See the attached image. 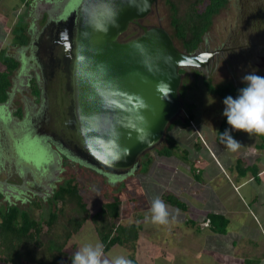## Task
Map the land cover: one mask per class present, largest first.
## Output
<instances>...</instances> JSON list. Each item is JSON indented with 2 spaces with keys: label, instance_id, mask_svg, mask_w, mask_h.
Segmentation results:
<instances>
[{
  "label": "rangeland",
  "instance_id": "obj_1",
  "mask_svg": "<svg viewBox=\"0 0 264 264\" xmlns=\"http://www.w3.org/2000/svg\"><path fill=\"white\" fill-rule=\"evenodd\" d=\"M72 1L74 0H1L0 2V70L6 69L4 61L10 58H14L19 64L18 68L10 74L12 83L9 88L8 100L5 104L0 103V210L15 201L21 209L32 213L36 218H48L50 211L54 209V204L49 203L53 191L73 171L79 169L70 163L71 157L67 156L64 150L37 132L38 122H35V117L25 108V104L32 106L31 102L38 101L31 83V79H36L37 84L40 85L37 80L39 74L36 76L39 64L34 54L35 32L42 33V29L52 20L64 18L71 10ZM159 9L162 13V25L173 33L172 13L169 5L161 0ZM224 13H227V10L223 11V15ZM223 15L213 19L215 21L211 25L210 33L217 29V23L221 25ZM22 37L28 38L27 48L21 46ZM175 41L180 46V40L175 38ZM29 42L32 45H29ZM250 72L264 76V65L262 63L254 65L251 63L247 66L237 64V67L231 70L227 67L221 68L218 75L210 77H204L201 72L195 71L186 73L187 75L183 73V79L189 86L191 85L184 101L195 104L196 119L188 128L179 125L173 126L170 133L177 139L181 148L188 150V159L182 157L183 151L180 148H178L180 152L177 151L172 157L161 156L158 150L163 146L162 144L158 149L148 153L151 161L148 169L144 171H140V168L128 175L118 177L94 173L85 166L81 167L78 182L91 213H95L103 204L114 200L115 197L120 198L123 207L121 217L123 223L134 221L135 216L138 213L140 215L142 237H144L141 247L144 249L147 243L145 236L147 229L154 232L151 236L160 237V240L164 242L165 238L161 237L159 230L165 231L164 234L168 237L172 234L171 229H176L177 233L179 230H183L182 225L186 217L192 220L199 219L202 215L199 211L202 205L198 198L201 200L204 198L194 193L195 187L190 182V180L193 182L194 172L203 171L204 181L208 186L209 184L215 186V177H218L219 187H222V191H227L229 181L226 166L230 164L233 157L243 164L245 153L253 146L251 144L253 137L247 133L236 138L242 145L236 152L229 151L225 145L213 146L224 117L222 114L224 105L217 96L209 94L207 80L213 85L233 82L237 86H241L243 85L242 76ZM192 82L194 86H192ZM35 111L34 109V113H36ZM24 112L25 115H23ZM36 115L38 121L39 118L42 120V115H39V112ZM21 116L24 117L20 119ZM200 136L208 145L196 146L195 140ZM206 137H209L208 141ZM209 142L213 148L209 147ZM146 159L144 156L141 161ZM216 161H218V165ZM76 165H78L77 162ZM167 191H173L180 196L187 202L190 210L184 212L168 205L174 217L170 218L169 225H153L149 219H146L151 199L155 196H160L163 199V194ZM36 202L42 204L40 209L36 206ZM220 202L221 200L215 199L210 201L209 205L213 207L215 205L219 209V207H223ZM93 227V223L89 219L80 231L72 236L68 242L72 245L75 242L77 247L72 250V245H70L69 255H72L83 243L97 240L101 242ZM120 250L119 248L112 249V253L108 254H119ZM141 252L142 254L139 251L137 255L135 254L139 264L144 263L142 261L144 258L146 259L145 252L143 250ZM158 257L160 256L158 255ZM161 260L157 257L154 259L157 264L163 263ZM144 264H148V262L145 261ZM149 264L152 262L150 261Z\"/></svg>",
  "mask_w": 264,
  "mask_h": 264
},
{
  "label": "water",
  "instance_id": "obj_2",
  "mask_svg": "<svg viewBox=\"0 0 264 264\" xmlns=\"http://www.w3.org/2000/svg\"><path fill=\"white\" fill-rule=\"evenodd\" d=\"M160 1L74 0L52 23L55 37L34 43L59 47L47 61L34 53L44 108L37 132L107 175H128L164 144L169 126L186 111L182 69L210 62V54L181 49L163 25L143 23ZM132 25L140 32L125 38ZM160 81L169 85L168 97L157 91Z\"/></svg>",
  "mask_w": 264,
  "mask_h": 264
},
{
  "label": "trees",
  "instance_id": "obj_3",
  "mask_svg": "<svg viewBox=\"0 0 264 264\" xmlns=\"http://www.w3.org/2000/svg\"><path fill=\"white\" fill-rule=\"evenodd\" d=\"M171 9L172 36L180 40V48L187 52H194L202 42L205 33L210 28L213 16L223 6L225 0H164ZM1 2V0H0ZM18 36V35H17ZM21 37V36H20ZM19 39V37H18ZM21 39V38H20ZM21 46L28 44V38L22 37ZM6 69L0 70V103L8 100L9 88L11 86L10 74L19 66L14 58L4 61ZM183 70V69H182ZM207 90L209 94L217 96L223 104V99L231 95L234 98L238 94V89L244 86H237L233 82L213 85L207 80ZM32 90L35 95L41 94L40 87L36 79H31ZM192 86L194 83L192 82ZM191 85L185 80L181 88V96L186 99ZM195 104L186 101V112L181 115L168 129L166 140L158 153L164 157H172L181 149L182 157L188 159L189 152L181 148L177 139L171 135L170 130L173 126L188 128L192 126L196 119ZM228 129L237 138L243 131L231 130L224 116L217 131L216 140L221 143L220 134ZM260 139L259 147H264V136ZM196 146L199 142L196 141ZM223 144V143H221ZM158 149V148H157ZM180 152V150L178 151ZM149 153V152H148ZM145 154L146 160L140 161V171L147 170L151 157ZM184 153V155H183ZM67 156H69L66 153ZM143 156V157H144ZM70 157V156H69ZM142 157V158H143ZM65 159L66 156H64ZM141 158V160H142ZM70 163L76 168L65 181L56 187L53 195L49 198V203L54 204V209L50 211L48 218H36L32 213L23 210L13 201L5 209L0 210V263L2 264H64L71 261V255L65 248L72 236L80 231L85 222L89 219L94 224L96 232L104 245L105 252L112 247L120 245L129 250V259L136 264L135 251L137 248L141 224L139 213L134 221L123 223L122 200L115 197L108 201L95 213H91L88 203L85 201L81 192L78 177L81 175V167H87L94 173H101L90 166L70 158ZM69 160V159H68ZM76 160V161H75ZM73 162V163H72ZM76 162L78 165H76ZM238 162L240 173H245L252 169L255 177H258V167H246L245 162ZM79 166V167H77ZM1 196V194H0ZM163 201L174 208L188 211L189 205L173 191L163 194ZM38 209L41 203L36 202ZM209 221L210 227L217 233H226L229 220L220 213H209L205 217ZM190 221V220H189Z\"/></svg>",
  "mask_w": 264,
  "mask_h": 264
},
{
  "label": "crops",
  "instance_id": "obj_4",
  "mask_svg": "<svg viewBox=\"0 0 264 264\" xmlns=\"http://www.w3.org/2000/svg\"><path fill=\"white\" fill-rule=\"evenodd\" d=\"M251 137H253L251 142L253 146L245 153L244 162L246 167H258V177H255L252 169L240 173L239 160L234 157L226 166L229 181L227 191H222V187H219L218 177H215L216 185L209 184L211 186L209 187L204 181L203 171L194 172L193 182L190 180L195 187L194 193L204 198L202 200L198 198L202 205L199 209L202 213L201 217L197 220L186 217L182 225L183 230L177 233L176 229H171L172 234L168 237L164 234L165 231L159 230L161 237L165 238L164 242L160 237L151 236L154 232L147 229L145 249L141 247L144 242L141 229L135 254L137 255L138 251L142 254L141 250L145 252L146 259L144 258L142 262L147 261L149 264L151 261L152 264H157L154 261L157 257L159 260L162 259L161 264H264V147H259L258 136ZM208 138L206 137L207 141ZM195 141L204 146L199 138ZM213 143H215L214 147L224 145L217 140ZM213 146L210 144L209 147L213 148ZM216 163L218 165V161ZM215 199L221 200L222 208L209 205V202ZM212 212L223 214L229 220L226 233H217L211 229L205 217ZM141 222L140 220L139 223ZM195 232L198 235L194 234ZM69 242L66 246L68 253L72 245ZM76 247L74 242L72 250ZM116 248L121 249L119 254L129 258L128 249L120 245L112 247V249ZM112 249L105 253H110ZM136 260V264H139L137 257ZM64 264H71V261Z\"/></svg>",
  "mask_w": 264,
  "mask_h": 264
},
{
  "label": "flooded vegetation",
  "instance_id": "obj_5",
  "mask_svg": "<svg viewBox=\"0 0 264 264\" xmlns=\"http://www.w3.org/2000/svg\"><path fill=\"white\" fill-rule=\"evenodd\" d=\"M224 10H227V13L223 15ZM220 15H223L221 17V25L217 23V29L213 33H210V26L199 47L195 50L200 53L210 54L209 64L204 68H185L182 73L188 74L195 71L201 72L204 77H210L215 74L218 75L221 68L227 67L231 70L236 68L237 64L247 66L251 63L252 65L262 63L264 65V0H225L223 6L213 16V19H217ZM161 20L162 13L158 6L149 18L144 19L143 23L146 25H162ZM54 21L57 22L58 19L48 23L42 29V33L39 31L35 32L36 41L41 36L45 40L55 37L58 27L57 24H52ZM214 21H212V24H214ZM139 32L140 28L132 25L125 38L137 35ZM29 45L32 44L29 42ZM25 47L27 48L28 44ZM35 47L34 53L39 51L44 61L55 57L57 49H59L58 46L51 48V44L48 41L43 44L38 42ZM39 73L40 68L37 70V74L35 73L36 76ZM260 76H263V74ZM37 80L39 81V78ZM38 86L41 90V83ZM35 96L38 101L35 103L34 101L31 102L32 106L25 104V108L35 117V122H38L36 127L39 128L43 126L41 122L44 108L41 94ZM34 109L36 113H34ZM38 112L39 115H42V120L39 118V121L36 115ZM23 115H25V112ZM23 117L21 116L20 119Z\"/></svg>",
  "mask_w": 264,
  "mask_h": 264
},
{
  "label": "clouds",
  "instance_id": "obj_6",
  "mask_svg": "<svg viewBox=\"0 0 264 264\" xmlns=\"http://www.w3.org/2000/svg\"><path fill=\"white\" fill-rule=\"evenodd\" d=\"M241 79L244 86L238 89L237 96L234 98L228 95L223 99L222 114L227 118V124L231 130L243 131L249 136H264V76L250 72L242 76ZM156 88L163 97H168L171 91L169 85L164 81H160ZM199 139L204 145H207L202 136ZM220 139L221 143L231 152L238 151L242 146L239 141L233 138L228 129L220 134ZM120 158L121 156L117 155L113 164ZM170 218L174 217L169 206L160 196L153 197L146 219H149L153 225L167 226L170 223ZM71 264H132V261L123 254H106L104 245L97 240L83 243L78 247L71 256Z\"/></svg>",
  "mask_w": 264,
  "mask_h": 264
}]
</instances>
